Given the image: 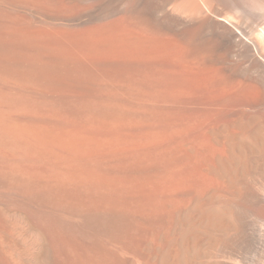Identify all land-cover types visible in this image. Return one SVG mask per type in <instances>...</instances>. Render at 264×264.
<instances>
[{"label": "bare ground", "instance_id": "6f19581e", "mask_svg": "<svg viewBox=\"0 0 264 264\" xmlns=\"http://www.w3.org/2000/svg\"><path fill=\"white\" fill-rule=\"evenodd\" d=\"M0 264H264V0H0Z\"/></svg>", "mask_w": 264, "mask_h": 264}]
</instances>
